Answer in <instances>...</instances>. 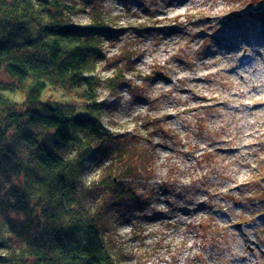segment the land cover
Segmentation results:
<instances>
[{
    "label": "rangeland",
    "instance_id": "374dc122",
    "mask_svg": "<svg viewBox=\"0 0 264 264\" xmlns=\"http://www.w3.org/2000/svg\"><path fill=\"white\" fill-rule=\"evenodd\" d=\"M74 2L87 8L78 22L91 8L113 17L96 94L139 158V178L121 181L138 199L103 181L107 155L88 160L78 190L118 264H264V0ZM12 162L0 156L1 199L24 179ZM1 203L8 254L24 240L16 205Z\"/></svg>",
    "mask_w": 264,
    "mask_h": 264
},
{
    "label": "trees",
    "instance_id": "16d2710c",
    "mask_svg": "<svg viewBox=\"0 0 264 264\" xmlns=\"http://www.w3.org/2000/svg\"><path fill=\"white\" fill-rule=\"evenodd\" d=\"M74 1L0 0V156L24 176L10 197L0 198L16 205L10 227L17 224L12 230L24 245L0 253V264H118L98 216L78 194L90 158L110 157L103 181L138 197L121 181L138 177L139 158L119 147L128 140L104 123L96 94L98 59L117 29L112 16L95 8L87 23L78 22L87 8ZM50 89L63 90L62 97H47ZM22 150L30 153L26 164L18 158ZM2 233L0 227V247Z\"/></svg>",
    "mask_w": 264,
    "mask_h": 264
},
{
    "label": "bare ground",
    "instance_id": "6f19581e",
    "mask_svg": "<svg viewBox=\"0 0 264 264\" xmlns=\"http://www.w3.org/2000/svg\"><path fill=\"white\" fill-rule=\"evenodd\" d=\"M164 12H167V10H165ZM176 15H178V12H176Z\"/></svg>",
    "mask_w": 264,
    "mask_h": 264
}]
</instances>
